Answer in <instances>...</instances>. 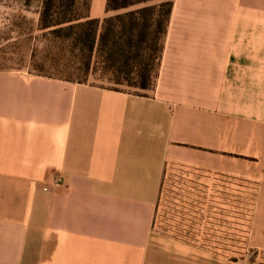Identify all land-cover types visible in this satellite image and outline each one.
Masks as SVG:
<instances>
[{
	"label": "crops",
	"instance_id": "obj_1",
	"mask_svg": "<svg viewBox=\"0 0 264 264\" xmlns=\"http://www.w3.org/2000/svg\"><path fill=\"white\" fill-rule=\"evenodd\" d=\"M172 3L142 95L0 71V264H240L153 232L174 167L252 184L264 250V0Z\"/></svg>",
	"mask_w": 264,
	"mask_h": 264
},
{
	"label": "rangeland",
	"instance_id": "obj_2",
	"mask_svg": "<svg viewBox=\"0 0 264 264\" xmlns=\"http://www.w3.org/2000/svg\"><path fill=\"white\" fill-rule=\"evenodd\" d=\"M163 1L154 0L146 5ZM90 2L77 0L76 14L79 17L88 15ZM39 12L40 0H0V71L45 75L75 83L144 93L117 86L110 81V76L104 77L100 71L86 78L72 74L73 66H78V59L73 60L66 45L56 42L47 31L40 29ZM114 14L106 12V17ZM183 173L179 167L169 170L158 202L153 232L178 242L186 243L179 238L189 241L186 244L230 263L264 264V250H253L248 246L253 185L249 184L241 190L234 188L235 184L226 179L222 182L215 178L217 182L210 183L204 177L194 176L198 182L207 181V186L200 188L198 184L183 181L181 176L187 174Z\"/></svg>",
	"mask_w": 264,
	"mask_h": 264
},
{
	"label": "trees",
	"instance_id": "obj_3",
	"mask_svg": "<svg viewBox=\"0 0 264 264\" xmlns=\"http://www.w3.org/2000/svg\"><path fill=\"white\" fill-rule=\"evenodd\" d=\"M153 1L107 0L106 12L115 14L99 20L90 19L88 15L79 17L77 0H40L39 27L56 42L66 45L73 60L78 59L72 74L86 78L100 71L104 77L110 76V81L117 86L145 92L155 86L173 6L172 0L146 5ZM120 11L124 12L118 13ZM169 170H165L162 178L153 230ZM181 178L200 188L207 186L206 180L198 182L194 176L182 175Z\"/></svg>",
	"mask_w": 264,
	"mask_h": 264
}]
</instances>
